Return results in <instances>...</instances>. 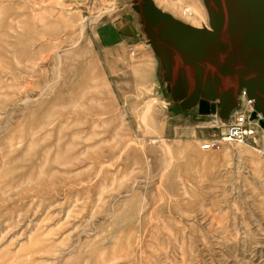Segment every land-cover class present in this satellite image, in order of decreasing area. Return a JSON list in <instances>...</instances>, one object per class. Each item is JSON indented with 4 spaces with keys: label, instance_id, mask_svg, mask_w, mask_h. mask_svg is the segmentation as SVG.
Segmentation results:
<instances>
[{
    "label": "rangeland",
    "instance_id": "1",
    "mask_svg": "<svg viewBox=\"0 0 264 264\" xmlns=\"http://www.w3.org/2000/svg\"><path fill=\"white\" fill-rule=\"evenodd\" d=\"M133 2L0 0V264H264V123L200 147L226 123L172 99Z\"/></svg>",
    "mask_w": 264,
    "mask_h": 264
},
{
    "label": "water",
    "instance_id": "2",
    "mask_svg": "<svg viewBox=\"0 0 264 264\" xmlns=\"http://www.w3.org/2000/svg\"><path fill=\"white\" fill-rule=\"evenodd\" d=\"M208 27L135 0L142 30L159 59L162 79L180 108L225 117L239 87L252 98L251 117L264 123V0H204Z\"/></svg>",
    "mask_w": 264,
    "mask_h": 264
},
{
    "label": "built area",
    "instance_id": "3",
    "mask_svg": "<svg viewBox=\"0 0 264 264\" xmlns=\"http://www.w3.org/2000/svg\"><path fill=\"white\" fill-rule=\"evenodd\" d=\"M252 98L246 95L245 89L243 87H239L238 92L236 94V105L240 103V105L244 106L240 111H235L234 113L232 109L229 111L227 116L219 117L216 113H211L210 124H215L216 121H222L226 123L225 128L218 133L216 137H209L204 139L200 147L202 148H210L213 146H217L222 141H241L250 133H252V127L247 125V121L255 120L250 117V111ZM234 106V107H235ZM258 118L256 119L257 122Z\"/></svg>",
    "mask_w": 264,
    "mask_h": 264
},
{
    "label": "crops",
    "instance_id": "4",
    "mask_svg": "<svg viewBox=\"0 0 264 264\" xmlns=\"http://www.w3.org/2000/svg\"><path fill=\"white\" fill-rule=\"evenodd\" d=\"M115 25V32L117 37H114L116 40L115 45H135L138 41V37L135 34L133 25L129 23V19L127 17H120L115 20L114 22ZM152 61L154 58H151ZM150 59V60H151ZM194 107V106H193ZM194 109V114L198 115L199 113L196 112L195 107Z\"/></svg>",
    "mask_w": 264,
    "mask_h": 264
},
{
    "label": "bare ground",
    "instance_id": "5",
    "mask_svg": "<svg viewBox=\"0 0 264 264\" xmlns=\"http://www.w3.org/2000/svg\"><path fill=\"white\" fill-rule=\"evenodd\" d=\"M135 1V0H134Z\"/></svg>",
    "mask_w": 264,
    "mask_h": 264
}]
</instances>
